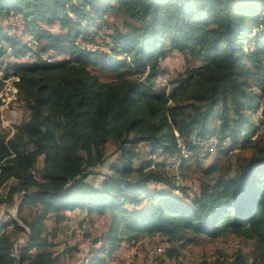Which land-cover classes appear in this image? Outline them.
<instances>
[{
    "label": "trees",
    "instance_id": "obj_1",
    "mask_svg": "<svg viewBox=\"0 0 264 264\" xmlns=\"http://www.w3.org/2000/svg\"><path fill=\"white\" fill-rule=\"evenodd\" d=\"M175 52L202 64L172 78ZM1 71L29 117L0 127L2 201L18 202L0 264H66L73 211L108 224L86 264L147 238L179 258L225 236L256 249L211 264H264V0H0ZM240 142L254 152L236 160Z\"/></svg>",
    "mask_w": 264,
    "mask_h": 264
},
{
    "label": "rangeland",
    "instance_id": "obj_2",
    "mask_svg": "<svg viewBox=\"0 0 264 264\" xmlns=\"http://www.w3.org/2000/svg\"><path fill=\"white\" fill-rule=\"evenodd\" d=\"M15 22H19L15 19ZM5 25L9 26L12 24V20L3 22ZM25 42L30 46L34 38L32 36H26ZM33 38V39H32ZM8 55L6 56L7 61L16 62L17 57L11 53V49L7 50ZM33 59L32 56L24 58L25 60ZM202 64L201 60L187 58L184 55L175 52L163 61V65L172 74V78L177 77L180 73H183L187 68L198 66ZM0 77L4 82L3 88L0 90V127L5 131L12 132L14 127L29 117L28 111L25 110L24 105L18 101V89L13 84L16 80L14 76L6 77L4 72H0ZM105 79L110 78V75H105ZM141 79L139 81L141 82ZM165 84V83H163ZM168 84V82H166ZM260 131L257 135H259ZM262 133H264V128H262ZM256 136V135H255ZM251 142V141H250ZM244 144L239 143V146L234 149L235 159L243 160L245 157L251 156L254 152V148L251 143ZM252 147V148H251ZM114 146L109 147L108 155L109 162L103 168L101 172H107L110 162L116 158V153ZM211 158L204 159L202 161L203 165H207ZM194 160V158H193ZM179 163L175 164L178 167ZM191 171L187 176L186 184L189 185L193 191L199 189V177H198V165L195 161H190ZM178 175V171H175ZM174 172V173H175ZM173 173V174H174ZM100 179V176L97 177ZM183 181L184 177L179 176L177 178ZM162 189H168L166 186H159ZM6 190H1L0 195V219L9 220L10 217H17V200L6 202L2 201L6 199ZM72 218L66 222L65 229L62 231L61 239L66 243L62 242L59 249H64L66 246L77 247V252L73 251L70 256L66 255V264H86L90 261V249H91V239L97 236H102L107 229V222L104 220L98 221L93 224H89L84 219L85 215H81L78 211H73L71 213ZM87 235H90L88 238ZM242 249L247 254H253L256 249V244L253 241L242 240L239 238L225 236L217 239L216 242L210 240H203L197 245L189 247L183 254L179 255V258H173L172 255L168 253L169 245L164 243L162 239H144L135 245L125 243L124 246L116 253V256L111 258L107 264H211L213 260L217 257L218 252L232 253ZM155 253L151 254V251ZM70 254V253H69Z\"/></svg>",
    "mask_w": 264,
    "mask_h": 264
},
{
    "label": "built area",
    "instance_id": "obj_3",
    "mask_svg": "<svg viewBox=\"0 0 264 264\" xmlns=\"http://www.w3.org/2000/svg\"><path fill=\"white\" fill-rule=\"evenodd\" d=\"M163 77H168V75H162V76L159 77L158 80H162Z\"/></svg>",
    "mask_w": 264,
    "mask_h": 264
},
{
    "label": "bare ground",
    "instance_id": "obj_4",
    "mask_svg": "<svg viewBox=\"0 0 264 264\" xmlns=\"http://www.w3.org/2000/svg\"><path fill=\"white\" fill-rule=\"evenodd\" d=\"M162 81H165V79H163Z\"/></svg>",
    "mask_w": 264,
    "mask_h": 264
}]
</instances>
